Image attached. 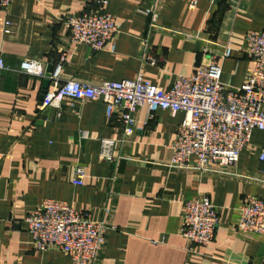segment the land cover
Returning a JSON list of instances; mask_svg holds the SVG:
<instances>
[{
	"label": "crops",
	"instance_id": "obj_1",
	"mask_svg": "<svg viewBox=\"0 0 264 264\" xmlns=\"http://www.w3.org/2000/svg\"><path fill=\"white\" fill-rule=\"evenodd\" d=\"M192 1L109 0L120 28L114 51L70 42L67 19L94 0H12L8 10L0 9V55L9 67L0 70V264H72L60 249L38 251L27 230L26 217L47 198L111 226L93 264H263L264 235L238 224L245 195L264 200V130L253 131L238 165L228 168L256 179L173 170L164 164L182 112L159 110L150 118L144 106L135 114L136 131L125 136L122 110L109 118L102 100H65L61 116L56 108L40 111L51 83L21 71L27 58L49 71L67 50L65 78L98 84L142 74L166 89L220 51L215 42L232 40L223 80L241 86L252 67L246 35L264 27V0ZM104 140L115 144L109 150ZM77 168L85 170L82 185L73 182ZM197 197L219 208L208 245L190 244L181 233L184 201Z\"/></svg>",
	"mask_w": 264,
	"mask_h": 264
},
{
	"label": "built area",
	"instance_id": "obj_2",
	"mask_svg": "<svg viewBox=\"0 0 264 264\" xmlns=\"http://www.w3.org/2000/svg\"><path fill=\"white\" fill-rule=\"evenodd\" d=\"M94 1V5L86 6L82 12L67 19L70 42L73 46L86 44L97 51H114L119 25L115 16L107 10L109 0ZM11 3L12 0H0V9L8 10ZM191 4L195 6L197 0ZM147 13L155 14L154 9H148ZM11 25L12 22L7 20L5 31L9 32ZM246 41L245 54L252 61V67L246 82L239 87L226 84L223 80L222 61L232 55V40L223 44L215 42L221 47L220 51L213 53L207 63L200 62L191 74L179 75L166 89L154 85L142 74L135 80L98 84L65 78L64 67L69 57L67 50L60 53L51 71L44 62L29 58L22 62L21 71L48 78L51 83V89L43 95L40 111L56 108L57 115L61 116L65 100H102L109 118L122 110L120 120L125 136L136 131L135 114L144 106L148 108L150 118H155L159 110L168 111L173 116L182 112L184 119L171 145L172 155L164 164L167 168L256 179L228 169L238 165L253 131L264 130V27L250 30ZM208 52L204 48V53ZM6 69L9 67L0 55V70ZM103 142L109 150L115 144L114 140ZM260 160L264 162V147ZM85 177V170L77 168L74 184H84ZM25 222L38 251L60 249L71 257L72 264H93L103 250L111 229L105 220L93 219L89 212L52 198L43 200L30 212ZM219 223V208L209 198L184 201L181 233L190 244L208 245L214 239ZM238 228L264 235L262 198L252 194L244 196Z\"/></svg>",
	"mask_w": 264,
	"mask_h": 264
},
{
	"label": "water",
	"instance_id": "obj_3",
	"mask_svg": "<svg viewBox=\"0 0 264 264\" xmlns=\"http://www.w3.org/2000/svg\"><path fill=\"white\" fill-rule=\"evenodd\" d=\"M51 70H52V66H50V67H49V71H51ZM47 82H49V83H50V81H49V80H48Z\"/></svg>",
	"mask_w": 264,
	"mask_h": 264
}]
</instances>
